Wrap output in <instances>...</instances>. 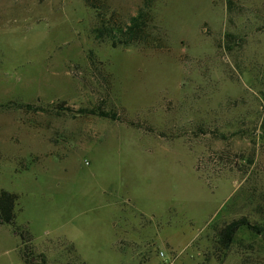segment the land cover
Segmentation results:
<instances>
[{
  "label": "rangeland",
  "instance_id": "1",
  "mask_svg": "<svg viewBox=\"0 0 264 264\" xmlns=\"http://www.w3.org/2000/svg\"><path fill=\"white\" fill-rule=\"evenodd\" d=\"M94 1L114 25L146 3ZM150 11L113 47L85 0H0V264H264V0Z\"/></svg>",
  "mask_w": 264,
  "mask_h": 264
},
{
  "label": "trees",
  "instance_id": "2",
  "mask_svg": "<svg viewBox=\"0 0 264 264\" xmlns=\"http://www.w3.org/2000/svg\"><path fill=\"white\" fill-rule=\"evenodd\" d=\"M153 0H146V3L138 10L137 14L130 17L123 25H114L106 19V12H102V6L97 5L94 0H85L86 5L96 12V22L93 26L94 37L100 42H110L113 47L144 42L147 39V28L151 19L150 3ZM67 110H73L69 107ZM77 112L82 114H97L100 116L116 118L115 113H110L102 109L80 108ZM18 194L0 188V223L14 225L16 218V203ZM242 226L253 228L244 219H235L229 222L221 231L220 242L227 248L234 239L237 230ZM25 242V234L18 232Z\"/></svg>",
  "mask_w": 264,
  "mask_h": 264
},
{
  "label": "built area",
  "instance_id": "3",
  "mask_svg": "<svg viewBox=\"0 0 264 264\" xmlns=\"http://www.w3.org/2000/svg\"><path fill=\"white\" fill-rule=\"evenodd\" d=\"M158 256L160 258L161 264H175V258L172 257V254L165 249H159Z\"/></svg>",
  "mask_w": 264,
  "mask_h": 264
}]
</instances>
